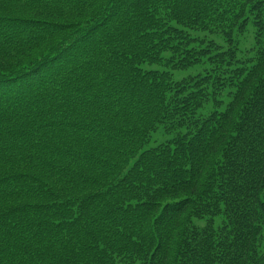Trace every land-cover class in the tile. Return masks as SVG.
Returning a JSON list of instances; mask_svg holds the SVG:
<instances>
[{
  "label": "trees",
  "instance_id": "1",
  "mask_svg": "<svg viewBox=\"0 0 264 264\" xmlns=\"http://www.w3.org/2000/svg\"><path fill=\"white\" fill-rule=\"evenodd\" d=\"M0 264H264V0H0Z\"/></svg>",
  "mask_w": 264,
  "mask_h": 264
},
{
  "label": "rangeland",
  "instance_id": "2",
  "mask_svg": "<svg viewBox=\"0 0 264 264\" xmlns=\"http://www.w3.org/2000/svg\"><path fill=\"white\" fill-rule=\"evenodd\" d=\"M211 39L214 40L215 43H217L219 45L222 43V40H220V39H215V38H211ZM204 68H205V65L203 64L201 66H198V67H195V68H192V69H189V70H185V71H182V72H173V75H174V78L176 80H180L182 78H186V77H189V76L197 75V74L201 73ZM195 224L197 226L201 227V226L204 225V222L195 221Z\"/></svg>",
  "mask_w": 264,
  "mask_h": 264
}]
</instances>
